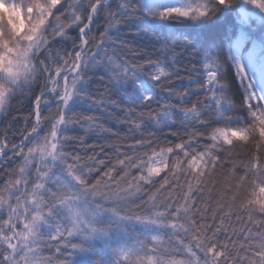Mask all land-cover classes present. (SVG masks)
<instances>
[{
    "label": "snow or ice",
    "instance_id": "1",
    "mask_svg": "<svg viewBox=\"0 0 264 264\" xmlns=\"http://www.w3.org/2000/svg\"><path fill=\"white\" fill-rule=\"evenodd\" d=\"M0 264H264V0H0Z\"/></svg>",
    "mask_w": 264,
    "mask_h": 264
},
{
    "label": "trees",
    "instance_id": "2",
    "mask_svg": "<svg viewBox=\"0 0 264 264\" xmlns=\"http://www.w3.org/2000/svg\"><path fill=\"white\" fill-rule=\"evenodd\" d=\"M201 39H203V37H201Z\"/></svg>",
    "mask_w": 264,
    "mask_h": 264
}]
</instances>
